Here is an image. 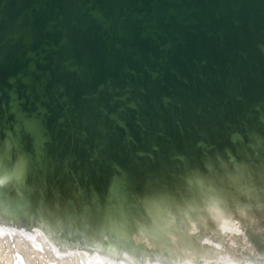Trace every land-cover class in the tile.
<instances>
[{
	"label": "water",
	"instance_id": "95a60500",
	"mask_svg": "<svg viewBox=\"0 0 264 264\" xmlns=\"http://www.w3.org/2000/svg\"><path fill=\"white\" fill-rule=\"evenodd\" d=\"M2 173L25 217L141 252L154 208L216 198L240 233L205 217L191 246L264 264V0H0Z\"/></svg>",
	"mask_w": 264,
	"mask_h": 264
},
{
	"label": "bare ground",
	"instance_id": "6f19581e",
	"mask_svg": "<svg viewBox=\"0 0 264 264\" xmlns=\"http://www.w3.org/2000/svg\"><path fill=\"white\" fill-rule=\"evenodd\" d=\"M8 178V173L0 174V182ZM204 208L206 216L198 214L190 217L186 212L181 223L176 222L175 211L161 206L154 208L151 213L153 226L137 231L134 237L150 247L149 251L141 252L128 246L124 229L109 227L102 234L97 231L86 233L82 229L74 231L67 225L60 226L42 218L34 220L25 217L1 195L0 264H139V260L143 264H160V259L168 264H210L204 254L196 252L191 246L192 239L196 240L198 227L210 232V228L206 227V217L212 219L221 231L240 233V221L216 198L210 199ZM185 232L190 235H185ZM165 239H168L167 242ZM34 240L39 242L38 247L33 245ZM203 241L221 251L222 241L210 236ZM223 243L236 245L231 238ZM16 255H20V261H15ZM216 259L222 264H234L224 259L222 254H216Z\"/></svg>",
	"mask_w": 264,
	"mask_h": 264
},
{
	"label": "snow or ice",
	"instance_id": "6c2138e0",
	"mask_svg": "<svg viewBox=\"0 0 264 264\" xmlns=\"http://www.w3.org/2000/svg\"><path fill=\"white\" fill-rule=\"evenodd\" d=\"M28 238H30V239H34V237H28ZM54 251H55V249H54Z\"/></svg>",
	"mask_w": 264,
	"mask_h": 264
}]
</instances>
